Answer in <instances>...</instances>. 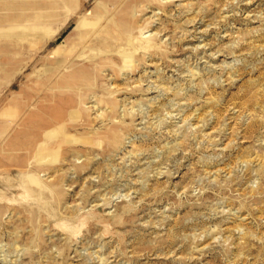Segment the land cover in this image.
<instances>
[{
    "label": "rangeland",
    "instance_id": "obj_1",
    "mask_svg": "<svg viewBox=\"0 0 264 264\" xmlns=\"http://www.w3.org/2000/svg\"><path fill=\"white\" fill-rule=\"evenodd\" d=\"M0 264H264V0H0Z\"/></svg>",
    "mask_w": 264,
    "mask_h": 264
}]
</instances>
